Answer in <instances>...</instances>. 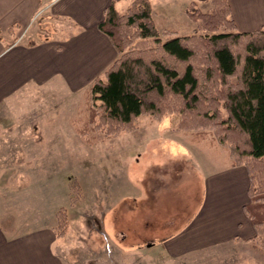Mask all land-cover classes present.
<instances>
[{
  "label": "rangeland",
  "instance_id": "374dc122",
  "mask_svg": "<svg viewBox=\"0 0 264 264\" xmlns=\"http://www.w3.org/2000/svg\"><path fill=\"white\" fill-rule=\"evenodd\" d=\"M183 20L187 23H180L179 31L197 27L191 17ZM37 27L42 29L35 25L21 38L34 37L30 31ZM20 31L16 24L10 33ZM160 32L164 38L166 31ZM100 76L105 78L104 72ZM93 82L75 90L58 78L10 96L18 100L1 111L0 130L21 131L7 140L0 136L5 148L0 158L9 156L11 164L0 163V187L10 185L12 177L15 185L4 192L23 196H0L4 229L20 236L37 222H48L66 264H264V250L253 239L235 238L180 255L164 247L165 237L197 215L208 181L231 169L228 152L222 144L210 146V136L197 143L179 131L178 113L141 115L135 131L109 138L92 133L96 138L88 143L76 126L87 115L85 96ZM29 152L38 159L32 165ZM231 180L237 188L239 178ZM59 219L65 226L58 228Z\"/></svg>",
  "mask_w": 264,
  "mask_h": 264
},
{
  "label": "trees",
  "instance_id": "16d2710c",
  "mask_svg": "<svg viewBox=\"0 0 264 264\" xmlns=\"http://www.w3.org/2000/svg\"><path fill=\"white\" fill-rule=\"evenodd\" d=\"M209 2L205 11L188 7L198 22L192 33L166 31L164 38L151 0H133L124 12L110 3L98 28L119 55L87 90V115L76 129L92 144V133L135 131L141 115L178 113L179 131L197 143L210 136V146L226 148L230 165L246 167L244 210L253 245L264 250V27L238 30L229 0Z\"/></svg>",
  "mask_w": 264,
  "mask_h": 264
},
{
  "label": "crops",
  "instance_id": "0c3cea01",
  "mask_svg": "<svg viewBox=\"0 0 264 264\" xmlns=\"http://www.w3.org/2000/svg\"><path fill=\"white\" fill-rule=\"evenodd\" d=\"M113 1L116 8L124 12L133 0H0V113L16 105L18 99L13 101L10 96L17 95L28 85L40 88L59 78L76 90L105 72L118 52L108 35L98 28V23ZM192 2L200 9H208L209 0H151L158 29L191 33V24L183 31H179L178 25L187 23L183 19H189L187 9ZM229 4L238 30L264 27V0H229ZM178 15L183 19L178 20ZM16 24L21 31L11 34ZM35 25H41L42 29L37 27L34 33L30 31L34 37L23 40L21 35ZM69 31H72L71 36ZM20 131L3 129L0 136L7 140ZM1 149H5L4 144H0V152ZM7 149H11L10 144ZM8 157L1 156L0 163L8 162L6 167L11 168ZM32 157L36 156H31L30 152L26 156L29 165L38 160ZM229 167L225 174L212 177L214 185L212 180L208 181L206 196L192 222L162 240L173 254L235 238L244 241L254 238V225L244 210V205L250 201L247 169L244 165L229 164ZM231 177L239 178L237 188ZM8 179L10 185L0 187V196H23L4 192L16 182L12 177ZM219 182L225 186L217 187ZM33 226L18 236L9 234L0 222V264H66L58 254L59 242L53 227L48 222H37Z\"/></svg>",
  "mask_w": 264,
  "mask_h": 264
}]
</instances>
